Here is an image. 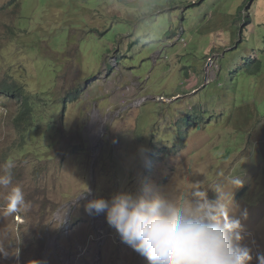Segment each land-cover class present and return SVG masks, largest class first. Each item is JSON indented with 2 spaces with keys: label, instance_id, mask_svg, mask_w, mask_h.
Segmentation results:
<instances>
[{
  "label": "rangeland",
  "instance_id": "obj_1",
  "mask_svg": "<svg viewBox=\"0 0 264 264\" xmlns=\"http://www.w3.org/2000/svg\"><path fill=\"white\" fill-rule=\"evenodd\" d=\"M11 1L0 0V85L12 87L4 88L9 100L0 116V165L8 151H26L12 154L13 185L23 187L30 208L5 215L11 186L0 188V258L21 237L22 251L6 264L19 254L16 264L29 258L34 264H149L143 255L125 253L106 225L89 217L85 200L69 210L90 191L83 186L86 167L97 182L114 178L110 158L106 168L94 165L105 126L116 138H127V128L136 138V129L170 138L198 116L209 122L189 127L180 153L154 163V190L146 195L187 203L196 186L212 197L211 188L230 190V179L238 177L231 212L241 218L242 244L257 264V253H264V168L256 154L264 137V0H14L8 7ZM242 5L243 13L252 11V24L238 15ZM13 80L49 100L58 91L80 94L63 126L64 137L76 135L75 118L88 114L91 148L84 159L67 140L61 151L48 147L43 129L33 135L17 129L11 114L21 105L8 92L18 88ZM43 110L35 108L36 115ZM117 155L124 165L136 164L133 151ZM118 176L138 189L139 180L129 182L120 170Z\"/></svg>",
  "mask_w": 264,
  "mask_h": 264
},
{
  "label": "clouds",
  "instance_id": "obj_2",
  "mask_svg": "<svg viewBox=\"0 0 264 264\" xmlns=\"http://www.w3.org/2000/svg\"><path fill=\"white\" fill-rule=\"evenodd\" d=\"M13 3L14 0L9 2L8 7ZM246 7L242 5L238 15L244 18L246 23L252 24V19L247 20L248 16L252 17V11H248L251 12L249 15L242 11V8L244 10ZM250 9L249 7L248 10ZM246 33L247 31L240 37L246 38ZM237 49L227 53H232ZM225 61L228 62L230 59L225 58ZM254 62L258 65V71H261V61L254 59ZM13 83L18 88L8 91L9 96L16 98L18 104L21 105L18 113L11 114L17 129L21 132L30 129V135H33L35 130L43 129L48 147H56L57 151H61L64 148V141L67 140L73 146V153L78 152L84 159L91 148L89 131L84 132L85 126H88V114H81L75 118L76 122L81 125L76 135L64 137L68 129L63 126L69 114V105L79 100L80 94L77 91H66V93L58 91L56 96L60 99L54 101L56 96L49 100L45 98L46 92L33 93L29 91L28 86L16 85L14 80ZM86 83L90 84L89 79H86ZM4 88L12 87L7 84L0 85V92L4 93L0 95V116L7 110V106H3V103L9 100ZM56 104L60 105L56 108ZM35 108H44L40 112V117L36 115ZM194 119L195 121L189 120L185 129L178 134L166 130L167 134L173 135L170 137L172 140L159 136L154 129L142 134L136 129V134L139 136L136 138L134 131L129 128L126 129L129 139L122 136L116 138L110 132L109 127L105 126L101 131L102 146L96 154L97 161L94 165L98 168H106L107 159L110 158L115 167L114 178L104 183L103 180L97 182L94 171L86 167L87 173L84 174L83 186H87L90 191L72 201L69 214L73 213L79 201L85 200L87 203L85 211L89 217L102 221L108 232L124 247L125 253L133 258L143 255L149 264H251L252 251L247 245L242 244V220L231 212L232 190L242 184V180L238 177L230 179V190L220 185L211 188V192L214 193L212 197L209 196V190H202L196 186L191 192L192 199L187 203H178L164 194L146 195L148 188H151V180L154 179L156 170L154 163L160 162L164 157L180 153L183 135L189 127L191 129L195 127L196 122L202 124L209 122L206 118L201 119L198 116ZM57 135H60L62 139H59ZM148 140H152V146L149 145ZM142 141H146V145H142ZM259 149L261 151H256V154L264 168L262 152L264 151V137ZM118 151H127V157H130L133 151L136 164L133 167L122 164L121 158L118 155V158L116 157ZM14 152L26 153L22 151V147H19V151H8L5 154L7 162L0 165V188L8 189L11 186L6 196V205H2L5 215L26 213L30 208V203L25 199L23 187L19 184L13 185V171L17 168L12 163ZM138 169H140V175L136 176L135 172ZM119 170L122 176L128 175L129 182L136 184L139 180L138 189L134 186L130 187L129 183H124L123 177L118 176ZM153 190L150 189L151 192ZM242 215L244 218L247 217L246 212ZM17 216L20 215L17 214ZM16 221L23 222L20 219ZM67 228H69L68 224ZM15 246L16 250H13ZM25 246L27 247L26 242ZM22 249L20 237L16 245H10L9 254L1 256L0 264H6L7 256L20 253ZM19 257L20 254L15 257V264ZM255 259L257 264H264V253H257ZM25 262L34 264L30 258ZM119 263L120 260L115 262V264Z\"/></svg>",
  "mask_w": 264,
  "mask_h": 264
},
{
  "label": "trees",
  "instance_id": "obj_3",
  "mask_svg": "<svg viewBox=\"0 0 264 264\" xmlns=\"http://www.w3.org/2000/svg\"><path fill=\"white\" fill-rule=\"evenodd\" d=\"M242 11H243V8H242ZM244 15V17L246 18V16H245V14H243ZM250 18H249V16H248V19L247 20H249Z\"/></svg>",
  "mask_w": 264,
  "mask_h": 264
}]
</instances>
